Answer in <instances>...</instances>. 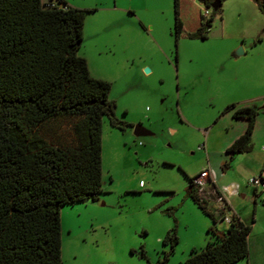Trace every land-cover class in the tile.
Here are the masks:
<instances>
[{
    "label": "rangeland",
    "instance_id": "374dc122",
    "mask_svg": "<svg viewBox=\"0 0 264 264\" xmlns=\"http://www.w3.org/2000/svg\"><path fill=\"white\" fill-rule=\"evenodd\" d=\"M73 1L96 10L85 15L94 20L88 31L99 22L100 33L123 35L115 49L98 54L85 45L77 52L88 61L90 77L110 84L107 99L120 128L102 118L97 200L59 211L60 262L145 264L138 257L142 250L154 264L167 250L161 238L175 225L177 245L165 264H181L213 227L185 196L186 176L206 168L214 176L219 163L227 162L225 147L245 121L222 114L226 106L264 110V15L254 0H224L204 40L174 44L171 0H117L114 9L112 0ZM211 12L197 0H178L184 34H195ZM260 124L250 151L235 155L231 169L220 175L222 185L238 187L231 208L245 223L256 222L249 238L253 258L261 248L255 235L264 232V189L253 190L247 181L258 176L263 159ZM137 125L149 135L134 137ZM241 160L251 161L245 168Z\"/></svg>",
    "mask_w": 264,
    "mask_h": 264
},
{
    "label": "trees",
    "instance_id": "16d2710c",
    "mask_svg": "<svg viewBox=\"0 0 264 264\" xmlns=\"http://www.w3.org/2000/svg\"><path fill=\"white\" fill-rule=\"evenodd\" d=\"M206 9L213 1L197 0ZM174 44L180 38L205 39L211 15L195 34H184L178 0H171ZM264 15V3L254 0ZM220 7V6H219ZM94 9L41 0H0V264H61L59 211L95 202L101 193L102 118L120 128L107 96L110 84L89 76L77 55L84 17ZM264 36V27L262 29ZM257 42L260 39L256 40ZM243 132L226 148L223 174L235 155L250 151L255 106L224 108ZM263 112V111H261ZM264 174V156L259 177ZM185 196L214 224L187 177ZM250 227L231 216L227 228H208L211 239L190 250L181 264H234L248 255ZM165 264L177 245L175 225L160 240ZM139 259L148 262L139 250Z\"/></svg>",
    "mask_w": 264,
    "mask_h": 264
},
{
    "label": "crops",
    "instance_id": "0c3cea01",
    "mask_svg": "<svg viewBox=\"0 0 264 264\" xmlns=\"http://www.w3.org/2000/svg\"><path fill=\"white\" fill-rule=\"evenodd\" d=\"M63 1L66 3V5L68 7H71V8H75V9H79V10H82V9H93V8L85 7V5H76V3L73 0H63ZM116 1L117 0H112V4L110 6L111 9H114L115 8L114 5H115ZM41 2L42 3L50 2L51 4H54L55 3V0H49V1L48 0H41ZM131 12L133 13L132 10H131ZM89 17L90 16H85L84 17L83 28H82V43L80 45V48L81 47L83 48V46L86 45L87 50L89 52L91 50H95V52L98 53V54H100V52H102L103 50L108 51V50H111L112 48L115 49L116 46H118V40H119V38H122L123 37V35L121 34V32L112 31V32H108L107 34L100 33L101 26L97 25V24H99L98 19H100L98 16H95V18H94L95 21H96V23L97 22L98 23L96 25H93L94 27L91 28L88 31L87 28H86L87 23L88 22H91V21L94 22V20L93 19L90 20ZM114 34H115V36H113ZM114 38H115L116 41L114 40ZM87 50H86V54H88L87 53ZM83 57L87 59V57H85V56H83ZM85 62H86L87 71H88V74H89V68H88V65H87L88 64V61L85 60ZM92 78H94V77H92ZM244 106H252V105H250V104L249 105L248 104L247 105H240V103H236V107H244ZM256 109L258 110V114L256 115V117L254 119V127H253V130H252V134L250 136V140H251L252 136L254 135V133L256 132V130L258 129V125H261L260 123H264V110H263V112H260V110H261L260 108H256ZM244 127H245V125H244ZM244 127L242 128L241 133L243 132ZM241 133H239V135ZM237 137H235L234 139H236ZM231 142H229L228 145ZM250 148H251V146H250ZM258 149H259V151H261L263 153V156H264V141L260 144V147ZM227 157H228V155H227ZM223 161L224 160H222V162ZM233 161H235V160H231L230 163H229V168L230 169L232 167L231 165H232ZM250 161L251 160H241V162L243 163L244 167L246 166V164L248 162L250 163ZM258 162H260L259 163L260 164L259 166L261 167L262 160H259ZM206 164H208L207 161H206ZM260 167H259L258 175L260 173ZM245 168H247V167H245ZM218 169H219V167H218ZM205 170H207L210 173V175H211V177L213 179L214 188L224 197L225 203L227 205V208L225 210L228 213V214H225V210H224V211H222L221 215H219V216H213V218L215 219V223L213 224V227H211V228L213 230L217 231V232L224 231L227 228V223L224 221V219H227L230 216L236 217L243 225L249 226L250 227V231H249V234L247 235L248 255H247V257L245 259H241V260L237 261L234 264H264V232H259V233H256V235H255V237H256L255 244L256 245L260 244V247L261 248H259V252L257 250V257L256 258H253V257H251V249H250V245H249V238H250V234H251L252 229L256 225V222H254L251 219V222H249V224L245 223V221L241 218V216L238 213H236L231 208V203H232L231 200L233 198L236 199V197H238V195H239L238 187L236 186L237 187V194H235V195L232 194L230 187H234L235 185H233L232 183L222 185L223 183H220V179H221V176L220 175H221V173H220L219 170H218L219 172L217 174H215L214 176H213V174L210 172V170L208 168H206ZM261 176L264 177V174H261ZM217 222L222 223L221 224L222 226L221 225H217ZM210 239H211V237H209V238H203L202 240H200V242L197 243L198 245H196V247L193 246V245H191V247H189V251L190 250H193V249L194 250L201 249L208 240L210 241ZM187 256H188V254L186 255V257Z\"/></svg>",
    "mask_w": 264,
    "mask_h": 264
},
{
    "label": "built area",
    "instance_id": "2783aa9c",
    "mask_svg": "<svg viewBox=\"0 0 264 264\" xmlns=\"http://www.w3.org/2000/svg\"><path fill=\"white\" fill-rule=\"evenodd\" d=\"M192 186L197 191L200 200L205 203L206 208L213 216L221 215L222 211L227 208L224 197L214 188L213 179L207 170H201L196 176L192 177ZM247 184L253 189H264V177L257 176L250 178ZM140 185V184H139ZM232 194H237V187H230ZM231 217V216H230ZM229 218L224 221L229 223Z\"/></svg>",
    "mask_w": 264,
    "mask_h": 264
},
{
    "label": "water",
    "instance_id": "95a60500",
    "mask_svg": "<svg viewBox=\"0 0 264 264\" xmlns=\"http://www.w3.org/2000/svg\"><path fill=\"white\" fill-rule=\"evenodd\" d=\"M219 6H220L219 2L213 1L209 8L211 9V11H216L217 8H219ZM237 54H238V52H237ZM146 72H147V70H145V73ZM132 133H133L134 137H142V136L149 135L148 132H146L142 127H140L138 125L133 127Z\"/></svg>",
    "mask_w": 264,
    "mask_h": 264
}]
</instances>
